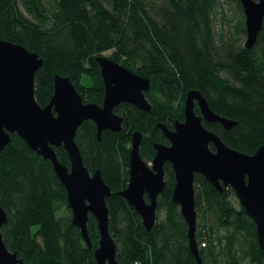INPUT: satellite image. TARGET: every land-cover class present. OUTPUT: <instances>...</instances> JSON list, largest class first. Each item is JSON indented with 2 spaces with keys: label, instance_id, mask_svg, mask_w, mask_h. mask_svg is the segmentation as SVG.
<instances>
[{
  "label": "trees",
  "instance_id": "obj_1",
  "mask_svg": "<svg viewBox=\"0 0 264 264\" xmlns=\"http://www.w3.org/2000/svg\"><path fill=\"white\" fill-rule=\"evenodd\" d=\"M224 2L233 3L240 15L234 30L225 29ZM245 37L240 0H0V38L23 44L44 59L35 74L40 105L49 103L56 73L70 76L84 101L101 104L104 82L96 57L105 51L151 79L146 92L150 112L121 103L116 108L123 116L120 131L104 130L99 139L95 122L87 120L76 135L85 165L91 172L100 169L111 187L110 231L118 239L121 264H198L187 223L172 201L170 166L151 230L118 194L129 180L135 131L143 134L142 157L153 160L154 143H168L157 123L174 128L176 120H184L187 93L197 89L214 111L237 121L231 129L203 121L227 145L254 154L264 144V26L251 48ZM195 110L200 113L198 106ZM55 150L70 166L64 146ZM195 183L202 264H264L256 225L240 201L234 204L235 190L219 191L201 174ZM0 202L8 213L4 241L24 264H95L96 218L89 215L91 250L72 223L67 191L52 162L16 133L0 153Z\"/></svg>",
  "mask_w": 264,
  "mask_h": 264
},
{
  "label": "water",
  "instance_id": "obj_2",
  "mask_svg": "<svg viewBox=\"0 0 264 264\" xmlns=\"http://www.w3.org/2000/svg\"><path fill=\"white\" fill-rule=\"evenodd\" d=\"M240 2L245 15V46L251 48L263 30L264 0ZM96 59L105 89L102 104L84 101L71 77L56 73L51 99L42 106L35 96V74L43 65V57L23 44L0 38V153L16 133L32 150L50 160L66 188L72 223L80 229L89 249L93 246L89 215L96 218L99 232V245L94 250L96 264H121L117 259V239L110 231L107 197L112 193L111 187L100 169L91 173L85 165L76 135L87 120L95 122L99 139L104 130L120 131L123 116L116 108L121 103L150 112L146 92L151 88V79L105 54H99ZM184 117L175 121L174 129L163 122L157 123L170 145L154 143L156 154L152 164L140 153L142 132L133 133L130 181L118 194L135 208L146 229L151 230L157 222V198L165 186L164 165L170 162L176 177L172 201L179 205L187 223L190 250L198 264H202L196 239L195 188L196 174H201L219 191L228 186L235 190L256 225L259 246L264 251V144L254 154H248L227 145L216 132L208 129L203 121L218 122L226 129L234 127L237 121L214 111L200 90L188 91ZM59 146L68 152L70 166L59 160L55 150ZM145 192L149 194V202ZM7 222L8 213L0 202V264H24V258L10 250L4 241L2 227Z\"/></svg>",
  "mask_w": 264,
  "mask_h": 264
},
{
  "label": "rangeland",
  "instance_id": "obj_3",
  "mask_svg": "<svg viewBox=\"0 0 264 264\" xmlns=\"http://www.w3.org/2000/svg\"><path fill=\"white\" fill-rule=\"evenodd\" d=\"M222 7H223L222 11H224L226 13V16L228 18L227 19V25L225 26V29L226 30H228V29L229 30H234L233 26L236 23H238V21L240 19V15L237 13L233 3L229 4L227 2H224ZM220 12H221V10H220ZM218 27H219V25H218ZM245 39H246V37L244 38V42H245ZM104 54L107 55V56L110 55L111 54V50L110 51H105ZM84 83H89V82L87 80H84ZM144 158L148 161V163L152 164V159H149L147 156H145ZM91 173H93V172H91ZM232 200H233V202H234V204L236 206H239V199L236 196H233ZM160 216L163 217L164 214L162 213V214H160ZM117 242H118V239H117ZM245 264H248V263H245Z\"/></svg>",
  "mask_w": 264,
  "mask_h": 264
},
{
  "label": "flooded vegetation",
  "instance_id": "obj_4",
  "mask_svg": "<svg viewBox=\"0 0 264 264\" xmlns=\"http://www.w3.org/2000/svg\"><path fill=\"white\" fill-rule=\"evenodd\" d=\"M104 92H105V89H104ZM102 104V103H101ZM174 125H175V123H174ZM170 128V127H169ZM171 129H174V128H171ZM163 132V131H162ZM164 134V133H163ZM165 136V135H164ZM168 139V138H167ZM165 144H167V145H170V141H169V139H168V143H165ZM155 151H156V149H155ZM156 154V153H155ZM145 159V158H144ZM145 161H147L146 159H145ZM147 163H148V161H147ZM150 164V163H149ZM151 167H152V165H150ZM167 166H170L171 167V169H172V171H173V173H174V175H173V180H174V183H173V191H174V187H175V184H176V177H175V172H174V169H173V167H172V164L170 163V162H166L165 163V165H164V168H165V176H164V179H165V186H164V188H163V190L160 192V194L158 195V198H157V202L159 203V199H160V197H161V195H162V193H163V191H164V189H165V187L167 186V184H168V173H167V170H166V168H167ZM129 173H130V171H129ZM129 181H130V175H129V180L127 181V184H126V186H125V188L128 186V184H129ZM173 191H172V195H173ZM144 196H145V199H146V201H150V197H149V194L147 193V192H145V194H144ZM157 212H158V210H157ZM98 245H99V242H98V244H97V246H95L94 247V249H93V246H92V249H93V254H94V250H95V248L96 247H98ZM91 249V250H92ZM94 258H95V256H94ZM95 264H96V260H95Z\"/></svg>",
  "mask_w": 264,
  "mask_h": 264
}]
</instances>
